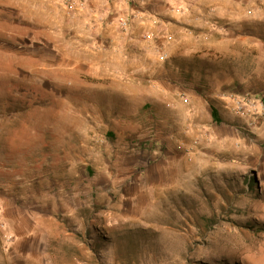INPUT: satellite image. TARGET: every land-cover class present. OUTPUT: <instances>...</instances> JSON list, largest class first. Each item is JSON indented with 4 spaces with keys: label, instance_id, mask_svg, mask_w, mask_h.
<instances>
[{
    "label": "rangeland",
    "instance_id": "374dc122",
    "mask_svg": "<svg viewBox=\"0 0 264 264\" xmlns=\"http://www.w3.org/2000/svg\"><path fill=\"white\" fill-rule=\"evenodd\" d=\"M259 50L264 0H0V264H264Z\"/></svg>",
    "mask_w": 264,
    "mask_h": 264
},
{
    "label": "crops",
    "instance_id": "0c3cea01",
    "mask_svg": "<svg viewBox=\"0 0 264 264\" xmlns=\"http://www.w3.org/2000/svg\"><path fill=\"white\" fill-rule=\"evenodd\" d=\"M144 23L147 25V27H152V23L149 20H145ZM181 22H179L178 19H176L175 21H171L170 26H164L163 29L169 30L170 32H174L175 30V25L180 24ZM174 25V26H173ZM256 60L254 61L256 63V66L258 64L263 63L264 61V51L263 50H259L257 51V55L255 56ZM210 70V69H209ZM212 72H214L213 69H211ZM253 81V86L254 88H264V72L257 68L255 69V71L253 72V77H238L235 79V81L241 85V86H247V83H249L250 81ZM228 81V80H226ZM231 81V82H230ZM228 82L233 83L234 82V78L230 79ZM243 84V85H242Z\"/></svg>",
    "mask_w": 264,
    "mask_h": 264
},
{
    "label": "built area",
    "instance_id": "2783aa9c",
    "mask_svg": "<svg viewBox=\"0 0 264 264\" xmlns=\"http://www.w3.org/2000/svg\"><path fill=\"white\" fill-rule=\"evenodd\" d=\"M119 23H120V25L123 26V27H126V26H127V20L120 19V20H119ZM164 58H165V56H163V55L160 57L161 60H163Z\"/></svg>",
    "mask_w": 264,
    "mask_h": 264
},
{
    "label": "trees",
    "instance_id": "16d2710c",
    "mask_svg": "<svg viewBox=\"0 0 264 264\" xmlns=\"http://www.w3.org/2000/svg\"><path fill=\"white\" fill-rule=\"evenodd\" d=\"M263 102H264V99H263ZM211 117H212V119H213L215 122L218 121V118H217V112H216L214 109L211 110Z\"/></svg>",
    "mask_w": 264,
    "mask_h": 264
}]
</instances>
